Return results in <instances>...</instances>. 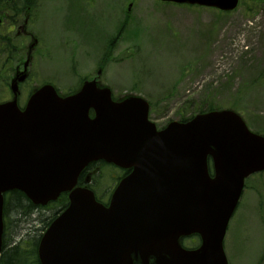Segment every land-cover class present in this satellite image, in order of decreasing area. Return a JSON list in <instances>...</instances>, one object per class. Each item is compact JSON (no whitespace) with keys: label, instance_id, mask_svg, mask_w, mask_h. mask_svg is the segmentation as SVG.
<instances>
[{"label":"water","instance_id":"water-1","mask_svg":"<svg viewBox=\"0 0 264 264\" xmlns=\"http://www.w3.org/2000/svg\"><path fill=\"white\" fill-rule=\"evenodd\" d=\"M164 1L233 10L240 0ZM25 77L13 80V99L0 103V252L5 193L18 189L46 204L71 191L70 207L42 238L41 264H229L227 227L245 178L264 170V135L229 109L158 130L145 99L114 101L97 80L67 97L46 84L22 110L18 80ZM98 160L133 168L109 206L88 188L74 189ZM194 233L201 245L183 248L181 237Z\"/></svg>","mask_w":264,"mask_h":264},{"label":"rangeland","instance_id":"rangeland-1","mask_svg":"<svg viewBox=\"0 0 264 264\" xmlns=\"http://www.w3.org/2000/svg\"><path fill=\"white\" fill-rule=\"evenodd\" d=\"M132 1L39 0L30 25L40 37L30 85L50 81L62 92L76 90L86 75H96L107 44L117 37L102 80L117 96L139 94L154 103L157 124L177 118L185 101L208 97L234 106L254 130L264 129V0H245L229 13L135 0L124 26ZM23 18L11 33L10 50H1L10 28L0 25V100L11 98L13 71L25 61L16 45H27L29 38L15 35ZM7 56L16 59L4 67ZM100 170L94 183L99 192L119 175L109 167ZM59 207L36 213L11 242L38 236ZM225 248L231 264H264V172L249 179Z\"/></svg>","mask_w":264,"mask_h":264},{"label":"trees","instance_id":"trees-1","mask_svg":"<svg viewBox=\"0 0 264 264\" xmlns=\"http://www.w3.org/2000/svg\"><path fill=\"white\" fill-rule=\"evenodd\" d=\"M27 6H34V0H0V18L7 16L8 13L17 15ZM185 104V109L182 110L180 116L182 121L190 119V117L198 112L216 108L212 101L209 103L202 100H189ZM258 131L264 133V129ZM100 164L104 165L103 163H92L88 168V172L92 171L94 174V183L96 180L95 174H97L96 171L101 166ZM84 176H86V173L83 175V178ZM92 187L95 189L96 185H92ZM65 202L66 198L59 203L60 207L54 212L53 216L64 207ZM40 208L39 205H35L22 191L13 190L7 194L4 247L0 257V264H41L37 254L39 236L28 234L27 239L23 237L21 240L16 241V243L11 242L20 235V231L25 225L31 224L34 221L33 216L36 212H39Z\"/></svg>","mask_w":264,"mask_h":264},{"label":"flooded vegetation","instance_id":"flooded-vegetation-1","mask_svg":"<svg viewBox=\"0 0 264 264\" xmlns=\"http://www.w3.org/2000/svg\"><path fill=\"white\" fill-rule=\"evenodd\" d=\"M30 96V95H29Z\"/></svg>","mask_w":264,"mask_h":264}]
</instances>
